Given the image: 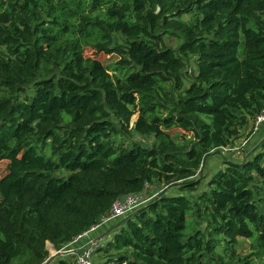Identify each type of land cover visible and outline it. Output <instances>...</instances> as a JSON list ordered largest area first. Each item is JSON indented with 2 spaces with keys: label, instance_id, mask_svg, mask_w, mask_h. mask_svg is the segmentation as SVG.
Instances as JSON below:
<instances>
[{
  "label": "trees",
  "instance_id": "1",
  "mask_svg": "<svg viewBox=\"0 0 264 264\" xmlns=\"http://www.w3.org/2000/svg\"><path fill=\"white\" fill-rule=\"evenodd\" d=\"M263 110L264 0H0V264H44L150 188L90 232L114 228L95 264H264V140L223 152Z\"/></svg>",
  "mask_w": 264,
  "mask_h": 264
},
{
  "label": "rangeland",
  "instance_id": "2",
  "mask_svg": "<svg viewBox=\"0 0 264 264\" xmlns=\"http://www.w3.org/2000/svg\"><path fill=\"white\" fill-rule=\"evenodd\" d=\"M184 18L188 19V16L185 15ZM170 40H173V39H170ZM167 41H168V39H167ZM169 41H168V43H171V41L170 42ZM174 42H172V43H174ZM85 55L86 56L97 57L100 60H102L106 65L114 64L115 62H117L118 60H120L122 58L117 53L116 54H110V55H105L103 53H101V54L95 53L94 49L89 48V47L85 49ZM136 118H137V115H135V117L133 118V121ZM254 125H255V121L251 120L250 123H249L248 130L246 131V135L248 134V131H252L254 129ZM170 132H171L173 137H175V138L177 137L179 139L181 138V136L179 134L182 133V132L184 133V131H182V130H180L178 128H175V129L171 130ZM247 138H248V136L246 137V136L242 135L239 139H237V141L235 142L234 147H237L238 149L235 150V151H231V152H234V153H232V155H229V156L234 157V159L241 161V160H245L246 158H248L249 155L254 153L256 150H258V149L260 150V148L262 147L261 145H262V142L264 140V136L261 137L258 141L253 140L254 136H251L248 139ZM132 139L140 140V141L144 142L145 144L151 143V141L145 140L144 138H142V137H140V136H138L136 134H132ZM245 141H247V143ZM223 152H225V151H223ZM223 158H226V157L223 156ZM221 161L222 160L215 159V157L211 158L205 164V166L202 168V174L204 173L205 176H208V175L211 174V172L215 173L218 170V168L221 166V163H222ZM211 162H212V164H211ZM8 163H9L8 160H3V161L0 162V177L4 176L7 173V171H8V167H7ZM208 180H209L208 178L203 180L200 189H208V187H207V181ZM158 190H159V188H150V190H148L147 194H145V197L146 196H151L153 193H156ZM174 191L177 192L176 190H174ZM175 192H173V193H175ZM190 215L191 214H189V216H188V222L191 221L190 220ZM125 217L126 216H123V217H120V218H118L116 220H113V221L119 220L118 223H117L119 225L120 222H121L120 219L125 218ZM112 230H114V228H110L108 231H105L104 233H102V234H104L103 235L104 237L102 238V239H104V241H107L106 238H105L106 234H109V231H112ZM190 230H191L190 224H188L187 232H189ZM243 241L244 242H243L242 246L239 248V252H242V253L246 252V250L250 246V241H248V240H243ZM68 247L71 248L70 250L74 249L72 245H69ZM47 248H48V250L50 252V257L44 264H55L56 258H58L62 254H57V252H59V251L55 250L51 243H48ZM219 250H220V248H219ZM96 256H97L96 258H98V260L101 259V257H102L101 253H97ZM258 262H259V260H258Z\"/></svg>",
  "mask_w": 264,
  "mask_h": 264
},
{
  "label": "built area",
  "instance_id": "3",
  "mask_svg": "<svg viewBox=\"0 0 264 264\" xmlns=\"http://www.w3.org/2000/svg\"><path fill=\"white\" fill-rule=\"evenodd\" d=\"M262 125H264V110L255 119V125L252 131L253 135L256 134L260 130ZM245 142L247 143V141ZM237 149L238 148L234 146L223 147V150L226 152L235 151ZM153 196L154 195L145 197V194L142 193V194H128V195L122 196L121 198H118L113 203L110 213L103 219L100 225L107 224L120 217L131 214L136 209H138L141 206H144L147 202H149ZM100 225L91 228L89 231H87L81 236L87 235L89 234V232L96 230ZM102 241H103L102 237L98 239L94 238L93 240H90L87 244H85L84 246L78 249L77 248L72 249L71 252L75 254L74 264H95L94 253L98 245H100Z\"/></svg>",
  "mask_w": 264,
  "mask_h": 264
},
{
  "label": "crops",
  "instance_id": "4",
  "mask_svg": "<svg viewBox=\"0 0 264 264\" xmlns=\"http://www.w3.org/2000/svg\"><path fill=\"white\" fill-rule=\"evenodd\" d=\"M263 136H264V125L262 126V128L260 129V131L254 135L253 140H256V141H257L258 139H260V138L263 137ZM94 231H95V230H94ZM91 232H93V231H91ZM103 235H104V234H100V235L96 236L95 239H98V238H101V237L103 238V237H104ZM82 238H85V239L81 241ZM91 238H92V237H91L90 232H89V234H87V235H84V236L78 237V239L75 240L74 243H73L74 248H80V247L84 246V245L87 244L90 240H93V239H94V238H93V239H91ZM80 245H81V246H80ZM61 252H66V253H62V255L73 254V253L71 252V250H65V249H63V250H61ZM69 256H70V255H69ZM70 257H71V256H70Z\"/></svg>",
  "mask_w": 264,
  "mask_h": 264
},
{
  "label": "water",
  "instance_id": "5",
  "mask_svg": "<svg viewBox=\"0 0 264 264\" xmlns=\"http://www.w3.org/2000/svg\"><path fill=\"white\" fill-rule=\"evenodd\" d=\"M62 253H66V252H61V251L57 252V254H62Z\"/></svg>",
  "mask_w": 264,
  "mask_h": 264
}]
</instances>
